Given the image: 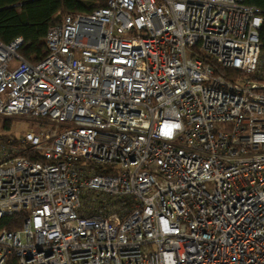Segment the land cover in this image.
<instances>
[{
    "label": "built area",
    "instance_id": "2783aa9c",
    "mask_svg": "<svg viewBox=\"0 0 264 264\" xmlns=\"http://www.w3.org/2000/svg\"><path fill=\"white\" fill-rule=\"evenodd\" d=\"M263 21L108 0L0 43V116L40 122L0 142V264H264Z\"/></svg>",
    "mask_w": 264,
    "mask_h": 264
},
{
    "label": "trees",
    "instance_id": "16d2710c",
    "mask_svg": "<svg viewBox=\"0 0 264 264\" xmlns=\"http://www.w3.org/2000/svg\"><path fill=\"white\" fill-rule=\"evenodd\" d=\"M108 0H0V43L9 44L18 38L24 39L19 51L22 59L29 63L41 61L47 53L46 34L49 27L59 24L71 14H84L104 7ZM248 6L263 12L264 0H245ZM259 37L264 49V21L259 30ZM6 130H10L9 121H5ZM12 136H0V142L8 141ZM29 159L42 162V158L32 153ZM16 222L8 229H17L20 217H7ZM8 264H16L14 258Z\"/></svg>",
    "mask_w": 264,
    "mask_h": 264
},
{
    "label": "rangeland",
    "instance_id": "374dc122",
    "mask_svg": "<svg viewBox=\"0 0 264 264\" xmlns=\"http://www.w3.org/2000/svg\"><path fill=\"white\" fill-rule=\"evenodd\" d=\"M9 121L10 130H6L5 121ZM40 127V122L38 120L32 119H21V118H5L0 116V136H14L21 137L26 132L33 130L36 131ZM50 127V125H46Z\"/></svg>",
    "mask_w": 264,
    "mask_h": 264
}]
</instances>
